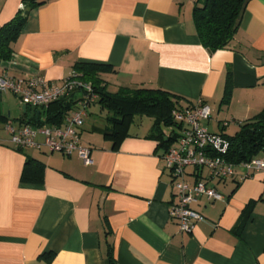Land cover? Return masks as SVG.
<instances>
[{
  "label": "crops",
  "instance_id": "crops-1",
  "mask_svg": "<svg viewBox=\"0 0 264 264\" xmlns=\"http://www.w3.org/2000/svg\"><path fill=\"white\" fill-rule=\"evenodd\" d=\"M194 1L46 0L28 9L11 58L0 60V75L60 84L76 62L105 64L111 70L101 77L112 92L160 88L187 102L200 99L210 107L211 129L202 126L225 134L228 120L237 124L264 106V0L248 1L230 44L213 52L197 35ZM22 3L0 0V26ZM4 94L0 264H264L262 174L209 180L222 199L192 203L205 220L181 231L169 216L174 188L153 118L135 115L114 147L102 133L109 126L106 110L89 105L81 142L92 163L84 165L77 153L14 148L6 125L34 124L36 113L42 121L43 108L23 106L11 93L21 109L11 115ZM26 156L42 163L40 180H21Z\"/></svg>",
  "mask_w": 264,
  "mask_h": 264
},
{
  "label": "built area",
  "instance_id": "built-area-1",
  "mask_svg": "<svg viewBox=\"0 0 264 264\" xmlns=\"http://www.w3.org/2000/svg\"><path fill=\"white\" fill-rule=\"evenodd\" d=\"M6 92L16 95L22 105L35 108H45L63 97L75 99L73 109L64 115L59 124L46 123L45 117L42 123L36 125L24 123L15 127L8 123V141L16 149L45 148L64 156L77 153L84 165L92 163L90 148L81 142L86 109L97 101L90 82L79 78L74 71L60 84L39 76L14 79L0 75V94ZM76 92L80 94L76 96ZM172 114L179 122L177 144L162 154L174 188L169 216L177 222L181 231L190 232L198 221L205 220L204 215L193 209L191 204L202 196L209 200L222 199V194L208 181L220 182L233 176L243 180L256 173L264 177V158L253 157L238 164L226 159L229 141L221 133L209 132L202 126L201 121L210 116V107L200 99L191 106L174 110ZM188 168H191L190 172ZM188 175L194 177L193 182L187 180Z\"/></svg>",
  "mask_w": 264,
  "mask_h": 264
},
{
  "label": "trees",
  "instance_id": "trees-1",
  "mask_svg": "<svg viewBox=\"0 0 264 264\" xmlns=\"http://www.w3.org/2000/svg\"><path fill=\"white\" fill-rule=\"evenodd\" d=\"M46 0H23L22 7L16 14L0 26V60L10 59L12 56L11 44L22 31L28 15V9L41 6ZM249 0H195L192 17L197 35L201 44L209 51L227 47L238 30L241 15ZM111 70L108 65L100 63L76 62L73 71L79 78L90 82L94 93L97 94V103L106 110L109 126L102 131L104 138L118 146L127 133L129 125L135 115H146L153 118V128L159 139L162 154L170 147L172 140L177 141L179 122L173 117V111L191 106L180 96L160 88H127L120 87L112 92L106 88L101 73ZM228 99L227 91L223 101ZM75 105V99L63 97L43 108L40 112L46 123L59 124L64 115ZM9 120L0 104V122ZM36 125L43 121L40 115L31 119ZM29 123V122H26ZM238 129L234 134H223L229 141L226 159L234 164L250 158L261 156L264 158V106L255 115L244 121L237 122ZM166 127H171L165 131ZM211 132V131H209ZM220 134V133H218ZM42 163L26 156L22 171V181H38L42 177Z\"/></svg>",
  "mask_w": 264,
  "mask_h": 264
},
{
  "label": "rangeland",
  "instance_id": "rangeland-1",
  "mask_svg": "<svg viewBox=\"0 0 264 264\" xmlns=\"http://www.w3.org/2000/svg\"><path fill=\"white\" fill-rule=\"evenodd\" d=\"M108 89L111 90V91L114 90V88L111 87V86ZM76 94H79V92H76ZM3 98H7L9 101H11V102H9L12 105L11 115H18L21 109H20V105L18 104L17 100L15 99V96H13L11 93H9V94L5 93L3 95ZM23 106H25V105H23ZM37 115H39V114L37 113ZM102 118H103V116H102ZM228 121H229V126H227L224 129V132H225V134L232 135L238 129V125L232 123L230 120H228ZM90 122H92V118L91 117H89V119H88V123H90ZM201 124H203L207 128L209 127V129H211L209 124H208V122L206 120H202ZM170 128L171 127H166L167 130H169ZM256 157H261V156H256ZM204 173H206V170H204Z\"/></svg>",
  "mask_w": 264,
  "mask_h": 264
},
{
  "label": "water",
  "instance_id": "water-1",
  "mask_svg": "<svg viewBox=\"0 0 264 264\" xmlns=\"http://www.w3.org/2000/svg\"><path fill=\"white\" fill-rule=\"evenodd\" d=\"M1 109H2L4 114H8L7 107L3 103L1 104Z\"/></svg>",
  "mask_w": 264,
  "mask_h": 264
}]
</instances>
